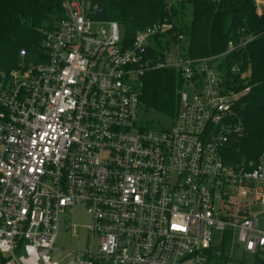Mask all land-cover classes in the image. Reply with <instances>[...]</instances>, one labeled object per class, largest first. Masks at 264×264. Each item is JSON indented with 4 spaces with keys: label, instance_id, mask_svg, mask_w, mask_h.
<instances>
[{
    "label": "built area",
    "instance_id": "1",
    "mask_svg": "<svg viewBox=\"0 0 264 264\" xmlns=\"http://www.w3.org/2000/svg\"><path fill=\"white\" fill-rule=\"evenodd\" d=\"M62 9L42 30L46 56L27 62L21 49L20 65L0 71L6 264L245 262L233 246L264 259V152L256 163L224 159L246 131L239 100L250 88L226 90L222 58L250 39L192 58L180 29L175 45L152 54L156 35L173 24L141 29L128 43L119 22L96 18L92 0H62ZM102 23L108 28L94 31ZM163 68L184 84L171 126L155 129L141 95L146 73ZM77 206L90 216L88 244L59 258L63 224L73 234L81 226L70 220Z\"/></svg>",
    "mask_w": 264,
    "mask_h": 264
},
{
    "label": "trees",
    "instance_id": "2",
    "mask_svg": "<svg viewBox=\"0 0 264 264\" xmlns=\"http://www.w3.org/2000/svg\"><path fill=\"white\" fill-rule=\"evenodd\" d=\"M92 1L106 10L110 20L124 27L128 43L141 29L173 24L166 33L156 35L152 54H163V50L175 45L180 29L187 35L186 56L192 58L222 54L231 42L238 45L250 39L222 58L226 90L250 88L239 100L246 131L228 144L224 159L229 164L257 162L264 152V9H258L255 0H181L171 7L167 0ZM62 15V0H0V71L20 65L21 49L27 52V62L46 56L41 47L45 36L42 30L53 28ZM184 17L190 20L185 23ZM232 65H237L239 71H232ZM183 84L175 68L147 72L141 95L143 110L154 109L174 119ZM147 122L151 125L152 120ZM0 264H6L1 254ZM233 264H264V259Z\"/></svg>",
    "mask_w": 264,
    "mask_h": 264
},
{
    "label": "rangeland",
    "instance_id": "3",
    "mask_svg": "<svg viewBox=\"0 0 264 264\" xmlns=\"http://www.w3.org/2000/svg\"><path fill=\"white\" fill-rule=\"evenodd\" d=\"M188 20H190L189 17H184L182 21L187 23ZM101 28H108V24L102 23V24L93 25L94 31ZM144 117L147 120H152L151 125L155 129L160 128V126L170 127L173 122V118L164 115L154 109L149 110V112L144 111ZM251 208L254 209L253 212H256V210L261 209V206L256 205ZM70 220L78 223L81 226L79 227L77 234H73L71 231H68L66 229L67 224L66 223L63 224L64 226L62 227L57 240L58 249L55 252V255H58L59 258H61L64 252L76 253V251L85 249L89 241L90 234L86 229V225H88L90 222V216L85 211V209L81 206H77L74 209V212L70 214ZM230 250L241 261H245L247 263H251L255 261V258L253 256L243 252L242 247L233 246L230 248ZM102 264H113V263L110 261H106L103 262Z\"/></svg>",
    "mask_w": 264,
    "mask_h": 264
},
{
    "label": "water",
    "instance_id": "4",
    "mask_svg": "<svg viewBox=\"0 0 264 264\" xmlns=\"http://www.w3.org/2000/svg\"><path fill=\"white\" fill-rule=\"evenodd\" d=\"M96 18L100 19V20H108L109 19L108 14L103 7H99L97 14H96Z\"/></svg>",
    "mask_w": 264,
    "mask_h": 264
},
{
    "label": "snow or ice",
    "instance_id": "5",
    "mask_svg": "<svg viewBox=\"0 0 264 264\" xmlns=\"http://www.w3.org/2000/svg\"><path fill=\"white\" fill-rule=\"evenodd\" d=\"M173 227H177V228H178V227H179V225H173Z\"/></svg>",
    "mask_w": 264,
    "mask_h": 264
}]
</instances>
